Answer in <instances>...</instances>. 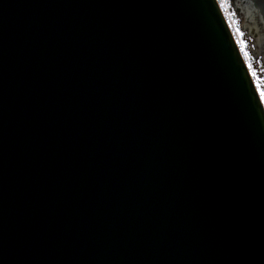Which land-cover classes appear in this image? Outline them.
Here are the masks:
<instances>
[{
  "label": "water",
  "instance_id": "1",
  "mask_svg": "<svg viewBox=\"0 0 264 264\" xmlns=\"http://www.w3.org/2000/svg\"><path fill=\"white\" fill-rule=\"evenodd\" d=\"M0 264H264V106L217 0H0Z\"/></svg>",
  "mask_w": 264,
  "mask_h": 264
},
{
  "label": "rangeland",
  "instance_id": "2",
  "mask_svg": "<svg viewBox=\"0 0 264 264\" xmlns=\"http://www.w3.org/2000/svg\"><path fill=\"white\" fill-rule=\"evenodd\" d=\"M217 1L226 6L229 23H234L231 32L264 106V0Z\"/></svg>",
  "mask_w": 264,
  "mask_h": 264
},
{
  "label": "bare ground",
  "instance_id": "3",
  "mask_svg": "<svg viewBox=\"0 0 264 264\" xmlns=\"http://www.w3.org/2000/svg\"><path fill=\"white\" fill-rule=\"evenodd\" d=\"M220 8L222 9V12H223V9L226 11V6L223 4V5H221L220 4ZM223 12V15L225 16V18H226V20L228 21V23H229V18H230V16H229V12L228 11H226V12ZM232 27H235L234 26V23H232V25L229 23V28H230V30H231V28ZM259 94V93H258Z\"/></svg>",
  "mask_w": 264,
  "mask_h": 264
}]
</instances>
